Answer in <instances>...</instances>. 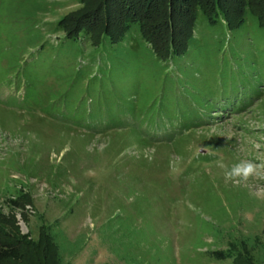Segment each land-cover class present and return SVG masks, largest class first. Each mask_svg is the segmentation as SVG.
<instances>
[{
    "label": "rangeland",
    "instance_id": "rangeland-1",
    "mask_svg": "<svg viewBox=\"0 0 264 264\" xmlns=\"http://www.w3.org/2000/svg\"><path fill=\"white\" fill-rule=\"evenodd\" d=\"M46 2L34 21L53 46L101 10L86 17L91 39L79 40L78 56L48 44L25 77L0 72L4 226L31 242L48 229L65 264H264V84L233 109L208 106L219 99L216 41L233 69L236 60L249 61L244 73L264 67L254 22L229 33L195 10L189 72L172 68L164 80L148 64L115 78L102 72L104 44L137 51L134 29L120 37L122 19L137 21L149 4L125 18L106 0ZM245 161L254 165L246 180L226 177Z\"/></svg>",
    "mask_w": 264,
    "mask_h": 264
},
{
    "label": "trees",
    "instance_id": "trees-1",
    "mask_svg": "<svg viewBox=\"0 0 264 264\" xmlns=\"http://www.w3.org/2000/svg\"><path fill=\"white\" fill-rule=\"evenodd\" d=\"M106 2H109L111 7L125 18L134 15L136 7L149 4L148 9H144L145 12L143 10L144 13L137 21L130 22L122 19L125 26L123 25L120 37L126 39L134 29L140 42L137 51L130 50L123 44L124 41L113 40L104 44L107 46V52L102 58V72L109 73L115 78L118 72L121 74L127 72L132 75L139 73L148 64L157 70L155 77L162 76L164 72V80L171 76L180 78L183 73L189 72L183 67H187L186 64L189 63L185 58L190 53H195V49L199 46L195 34L188 32L190 23L191 30L195 29L197 10L205 14L211 25L219 20L224 22L229 33L239 29L247 19H251L261 36L264 35V0H106ZM47 9L46 0H0V61L6 60L5 66L0 68V72H4L3 76L14 73L17 77H25V66L34 65L41 57V50L49 43L34 21V16L48 11ZM132 9H134L133 12H131ZM100 10L101 8L88 10L89 16L81 19L75 35L68 34L58 45L49 44V47L55 49L57 46L65 45L75 57L78 56L81 45L79 40L91 39V32L84 25L92 22H85V19L92 18L90 14L99 13ZM89 30L92 31V27ZM106 35L110 37L111 34L107 32ZM223 43L224 40L222 42L218 40L212 45L215 48L208 49L212 50L214 57H217L219 70L216 72L220 76L217 77L219 85L217 84L218 91L216 90L219 99L218 101L210 100L208 106L213 108L217 105L224 111L229 106L233 109L241 103L248 102L251 96L261 90L259 85L264 84V67H261L258 72L244 73L242 68L243 66L248 68L249 61L241 65L236 60L234 63L237 65L233 69L231 67L233 64H229L225 53L219 57ZM262 53L264 48L261 49ZM26 55L29 57L28 60ZM170 61L171 64H169ZM260 63L263 65V62ZM172 68L177 70L175 76ZM207 98H204V102L209 101ZM176 118H180V115ZM187 118L189 116L185 119ZM11 201L15 204L14 200ZM28 251H31L29 253L31 257L26 261L25 255ZM214 252L220 256L225 255L223 251ZM228 255L235 259L237 253L230 252ZM4 261H12L16 264H50V261L51 264H65L48 229L42 228L38 239L31 242L25 236L12 233L0 220V264Z\"/></svg>",
    "mask_w": 264,
    "mask_h": 264
},
{
    "label": "clouds",
    "instance_id": "clouds-1",
    "mask_svg": "<svg viewBox=\"0 0 264 264\" xmlns=\"http://www.w3.org/2000/svg\"><path fill=\"white\" fill-rule=\"evenodd\" d=\"M254 171V165L251 162H241L234 167L231 168V170L226 172V177L228 179H234V178H242L246 180Z\"/></svg>",
    "mask_w": 264,
    "mask_h": 264
}]
</instances>
